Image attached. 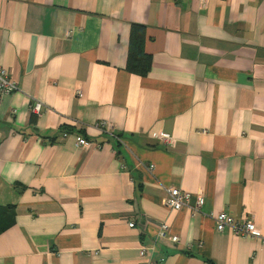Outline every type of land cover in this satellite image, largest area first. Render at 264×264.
<instances>
[{"label":"crops","instance_id":"0c3cea01","mask_svg":"<svg viewBox=\"0 0 264 264\" xmlns=\"http://www.w3.org/2000/svg\"><path fill=\"white\" fill-rule=\"evenodd\" d=\"M0 69V264H264V0H0Z\"/></svg>","mask_w":264,"mask_h":264},{"label":"built area","instance_id":"2783aa9c","mask_svg":"<svg viewBox=\"0 0 264 264\" xmlns=\"http://www.w3.org/2000/svg\"><path fill=\"white\" fill-rule=\"evenodd\" d=\"M197 2L204 3L206 0H195ZM200 4V3H199ZM18 86L17 83L14 82L13 80L9 79L7 76V72L3 69H0V96L2 95H7L12 92H15L17 90ZM39 105H35L34 112H39ZM108 127H110L109 124H100L97 126L98 130L101 132L103 130H106ZM106 135L111 134V133H103ZM67 133L64 132L62 134V137H66ZM160 140L164 141L166 144H172L171 141L166 138L165 136L161 135L158 136ZM88 141L85 140L82 137L77 138V145L85 147L88 145ZM191 194L188 192L181 191L177 188H169L166 193V198L164 200L165 205L172 209V210H181L183 208H191L194 211H198L199 208L203 204V198L201 196H197L194 205L190 207V201H191ZM215 226L216 230L218 232H222L224 230H230L235 236L241 237V238H261V234L258 230H256L253 220L248 218L246 220H236L232 216H230L226 212H221L219 213L215 218ZM129 228H133L134 224L130 223L128 224ZM165 227L162 228L160 231V236L164 237L165 236ZM170 240L173 243L178 242V237L176 236H171ZM262 244L264 245V238H262ZM140 258H147L148 259V264H154V262L150 259V257L147 256L146 254V249L142 248L140 249L139 252Z\"/></svg>","mask_w":264,"mask_h":264},{"label":"trees","instance_id":"16d2710c","mask_svg":"<svg viewBox=\"0 0 264 264\" xmlns=\"http://www.w3.org/2000/svg\"><path fill=\"white\" fill-rule=\"evenodd\" d=\"M144 30L142 26L132 25L126 70L138 76H145L151 66L150 56L143 51ZM67 131L62 130V133ZM13 209H0V233L13 224Z\"/></svg>","mask_w":264,"mask_h":264},{"label":"bare ground","instance_id":"6f19581e","mask_svg":"<svg viewBox=\"0 0 264 264\" xmlns=\"http://www.w3.org/2000/svg\"><path fill=\"white\" fill-rule=\"evenodd\" d=\"M194 1H195V0H194ZM206 2H207V0H206L204 3H201V2H198V3H200V5H204V4H206ZM7 76H8V73H7ZM8 78H10V77L8 76ZM35 105H39V106H40V107H39V112H37V113L34 112ZM42 108H43L42 104L39 103V102H36V103L33 104L32 107H31L32 114H33V115H40V114H41V111H42ZM103 131H106V130H103ZM62 134H63V133H62Z\"/></svg>","mask_w":264,"mask_h":264}]
</instances>
